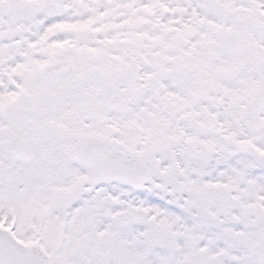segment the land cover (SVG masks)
<instances>
[{"label":"snow or ice","instance_id":"6c2138e0","mask_svg":"<svg viewBox=\"0 0 264 264\" xmlns=\"http://www.w3.org/2000/svg\"><path fill=\"white\" fill-rule=\"evenodd\" d=\"M0 264H264V0H0Z\"/></svg>","mask_w":264,"mask_h":264}]
</instances>
